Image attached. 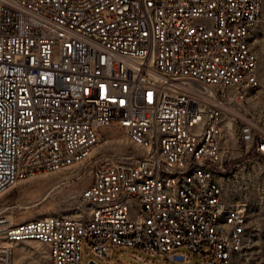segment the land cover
Listing matches in <instances>:
<instances>
[{
  "label": "built area",
  "instance_id": "2783aa9c",
  "mask_svg": "<svg viewBox=\"0 0 264 264\" xmlns=\"http://www.w3.org/2000/svg\"><path fill=\"white\" fill-rule=\"evenodd\" d=\"M263 0H0V196L81 167L84 220L0 215V264L44 245L50 264L106 260L109 245L163 264H246L264 128L241 110L259 86ZM114 124L142 153L96 161ZM84 174V173H83ZM246 198V197H245Z\"/></svg>",
  "mask_w": 264,
  "mask_h": 264
},
{
  "label": "rangeland",
  "instance_id": "374dc122",
  "mask_svg": "<svg viewBox=\"0 0 264 264\" xmlns=\"http://www.w3.org/2000/svg\"><path fill=\"white\" fill-rule=\"evenodd\" d=\"M252 44L259 57V86L249 94L241 110L264 128V0L260 19L253 31ZM114 126L119 127L117 124ZM96 135L102 140L93 152L96 161L113 160L131 152L142 153L130 142L126 134L118 131L108 133L100 131ZM237 170H240L243 180L251 183L250 193L246 196L244 194L231 196L237 200H247L250 207L251 246L246 264H264V162L254 161L253 164H249L240 161ZM88 173L85 174V170L81 167H74L19 181L0 196V215L13 223L48 216H66L84 220L87 218V208L81 203L80 197L88 184ZM13 254V264H50L48 251L40 243L15 244ZM82 261L83 264L92 262L95 264H163L160 256L145 254L138 249L116 248L112 245H109L106 260L94 255L89 246H84ZM205 261L204 255L190 253V260L180 264H204Z\"/></svg>",
  "mask_w": 264,
  "mask_h": 264
},
{
  "label": "crops",
  "instance_id": "0c3cea01",
  "mask_svg": "<svg viewBox=\"0 0 264 264\" xmlns=\"http://www.w3.org/2000/svg\"><path fill=\"white\" fill-rule=\"evenodd\" d=\"M102 131H103L104 133H108V132H110V131H118V132H120V133H122V134H125V132H124L121 128L116 127V126L111 127V128L103 129Z\"/></svg>",
  "mask_w": 264,
  "mask_h": 264
},
{
  "label": "bare ground",
  "instance_id": "6f19581e",
  "mask_svg": "<svg viewBox=\"0 0 264 264\" xmlns=\"http://www.w3.org/2000/svg\"><path fill=\"white\" fill-rule=\"evenodd\" d=\"M16 184H17V183H16ZM16 184H15V185H16ZM15 185H14V186H15ZM14 186H12V187H14ZM12 187H11V188H12ZM11 188H10V189H11ZM7 191H8V190H7ZM48 217H49V216H48ZM43 218H45V217H43ZM37 253H38V251H37ZM16 263H17V262H16Z\"/></svg>",
  "mask_w": 264,
  "mask_h": 264
},
{
  "label": "water",
  "instance_id": "95a60500",
  "mask_svg": "<svg viewBox=\"0 0 264 264\" xmlns=\"http://www.w3.org/2000/svg\"><path fill=\"white\" fill-rule=\"evenodd\" d=\"M91 264H95L94 262H92Z\"/></svg>",
  "mask_w": 264,
  "mask_h": 264
}]
</instances>
